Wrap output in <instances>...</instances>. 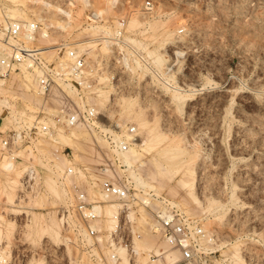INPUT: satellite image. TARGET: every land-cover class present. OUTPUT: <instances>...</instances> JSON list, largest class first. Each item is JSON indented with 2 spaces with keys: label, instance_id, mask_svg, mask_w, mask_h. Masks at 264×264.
Wrapping results in <instances>:
<instances>
[{
  "label": "rangeland",
  "instance_id": "1",
  "mask_svg": "<svg viewBox=\"0 0 264 264\" xmlns=\"http://www.w3.org/2000/svg\"><path fill=\"white\" fill-rule=\"evenodd\" d=\"M22 1L24 5L16 10L15 17L30 12L36 19L47 16L50 23L62 24V20L51 14L48 8L34 4L33 0ZM79 1L82 6L89 5L91 1L103 15L115 12L112 11L113 4H109L111 0ZM143 1L115 0L119 5V14L130 10L126 17V28L130 33L126 38L132 37L136 49L148 57L146 61L133 59L152 71L139 72L134 77L127 66L118 63L108 65L113 75L112 84L107 81L113 87L110 93L113 104L110 106L115 108L120 94L137 96L148 118L151 121L155 117L158 119V129L164 135L189 146L190 162L197 173L196 191L201 200L208 194L223 202L228 201V187L230 181H234L237 186L236 206L229 207L221 221H216L212 227L208 225L206 228L209 231L205 229L215 234L217 243L238 241L246 264H264V0H149L153 11L146 17L139 16L138 12ZM10 6L15 5L7 0L6 8ZM82 14L83 8L75 9L74 26L80 22ZM134 15L142 17V25H133L131 19ZM153 18L159 21L158 25L155 24L157 28L152 26ZM163 28L174 29L177 38L160 47L158 44L162 37L155 35ZM179 29L181 32H178ZM94 31L91 27H78L72 36L79 38ZM104 45H90L95 55L89 49V56L94 58L99 53L104 54ZM156 48L164 59L159 71L152 64L151 53L157 51ZM104 58L108 64L110 57ZM131 61L134 62L130 58L129 64ZM14 71L20 72V68ZM20 75L8 73L5 77L0 76L6 79L0 86V99L8 102V105H3L0 100L2 131L10 127L20 128L22 121H30L40 110L55 111L54 105L47 106L49 98L39 94L30 108L26 106L23 100L26 88ZM165 76L170 78V83L166 81L173 86L198 89L181 109L174 107L170 94L164 89ZM96 92L88 95L93 98ZM92 98L91 101L86 100L94 104ZM17 117L22 121L19 122ZM47 119L50 120L49 117ZM122 121L120 126L122 124L124 129ZM130 125L135 126L132 122L124 123L126 129ZM83 127L76 128V131L85 130L88 138L78 139L82 148L66 147L69 156L62 151L64 145L58 140L52 141V137L43 138L39 143L47 157H51L54 148L58 150L57 158L53 159L58 167L67 164L80 170L81 177L73 174L72 178L89 196L96 198L94 192L103 178L101 173H104L100 167L108 168L107 172L130 181L133 186L130 171L135 170L146 181L144 190L151 189L155 194L175 199L187 213L204 216L180 186L179 172L158 176L153 152H142L130 170L124 165L117 166L120 164L104 150L102 139ZM19 155L22 159L18 165L23 163L27 154L19 151ZM78 156L83 159H77ZM31 163L40 176L34 184L36 188L31 187L27 191L21 186L19 169L2 171L0 165V264H97L79 251L62 229L57 209L64 197H56L46 189L44 179L49 175L46 167L36 156H32ZM16 175L19 183L14 198L17 200L11 204L7 201L6 181ZM140 208L136 205L127 209L122 225L124 236L130 239L131 246L138 243L140 247L144 240L152 245H161L157 235L149 229L148 215L142 219L143 209ZM33 215L39 217L40 225L29 234L28 224ZM206 222L203 219L202 226ZM216 248L221 249L222 260L226 263L225 259L232 254V249L226 245L222 247V244ZM108 250L103 245L100 247L102 256ZM146 253L149 251H140L135 255L139 264L148 263Z\"/></svg>",
  "mask_w": 264,
  "mask_h": 264
},
{
  "label": "built area",
  "instance_id": "2",
  "mask_svg": "<svg viewBox=\"0 0 264 264\" xmlns=\"http://www.w3.org/2000/svg\"><path fill=\"white\" fill-rule=\"evenodd\" d=\"M46 8L57 18L68 20L65 28L50 23L47 16L36 19L33 13L25 16L12 17L7 14V0H0V43L4 54L0 56V76L8 74L10 70H18L20 66L30 71L34 87L39 95L49 98L48 105H54L55 111L40 110L30 121L19 122L20 128H6L0 130V164L2 171L11 172L19 169L23 190L29 189L31 183L39 178L37 168L31 163L32 156H36L46 167L52 178L59 184H64V199L58 206L57 213L62 229L70 237L72 244L97 264H121L122 257L113 250V246L121 245L125 249L124 256L130 259V264H137L135 253L132 250L130 239L124 236V217L127 209L140 206L148 215L149 229L164 243L159 253L149 251L147 264H223L222 255L217 248L210 245L205 229L202 226L203 215L187 213L179 202L170 197L155 194L151 189L135 188L130 181L114 176L106 167L99 169L104 172L98 182V190L103 200L112 201L117 205L113 227L106 232L97 226L99 213L95 205L98 199L88 195L72 178L73 169L65 164L57 168L54 164L58 150L53 149L51 157H47L41 150L40 140L47 137V132H53L57 126L64 128L74 125H84L92 133L103 139L104 150L116 156L117 151L124 150L128 141L117 136V126L113 121H103L99 114L85 100L86 94L97 84L95 73L108 71V65L118 63L121 55L119 44L124 43L132 48L126 36L130 33L126 28L127 12L119 14V5L114 2L112 11L108 15L97 12L90 1L89 5L82 6L79 0H48ZM83 8V14L78 26L74 11ZM152 3L144 0L139 6L140 15L148 16L152 11ZM96 25L94 33L83 34L79 38L72 36L78 27ZM73 26V27H70ZM181 32V29L178 30ZM107 40L111 51L106 56H99L98 62L92 60L87 52L91 49L89 42L99 43ZM45 48L52 49L47 55ZM136 55L143 53L134 49ZM124 51V50H123ZM110 57L108 64L104 58ZM118 60V61H117ZM110 80L113 75L110 73ZM64 85L66 88H62ZM70 91V94L66 92ZM8 113V110H6ZM46 113L49 115L47 116ZM49 117L50 120L47 119ZM134 133L130 125L127 130ZM134 134L132 138H134ZM63 147L65 156L68 151ZM19 151L27 156L22 164ZM116 160V159H115ZM117 164L118 161L116 160ZM121 166V165H117ZM101 244L109 248L102 256ZM98 251V255L96 254ZM168 254V261L164 255ZM158 257L160 262H153Z\"/></svg>",
  "mask_w": 264,
  "mask_h": 264
},
{
  "label": "bare ground",
  "instance_id": "3",
  "mask_svg": "<svg viewBox=\"0 0 264 264\" xmlns=\"http://www.w3.org/2000/svg\"><path fill=\"white\" fill-rule=\"evenodd\" d=\"M111 1H112V3L110 2L109 4L112 5L115 2V0H111ZM9 2H11L12 5H15V6H13V7L10 6V7H8V9L6 8L7 14L12 16V17H15L16 13L18 12L16 10H20V5L21 6L24 5V2L22 0H9ZM33 3L37 4V5H41V7H44L46 9V5L49 2L45 1V0H33ZM152 11H151V13H152ZM97 12H99V11L97 10ZM139 16H141V15H139ZM139 16L134 15V17L131 19V22L133 23V25L135 27L142 25V23H141L142 17L139 18ZM144 17H146V16H144ZM38 19L41 20L42 18L39 17ZM59 19L62 20L61 21L62 24L60 23V24L56 25L57 27L65 28L66 26H68V20L67 19L61 18V17ZM150 20H152V19H150ZM158 22L159 21H157L156 19L153 18V20L151 21L152 26L153 25L156 26L155 25L156 23L158 25ZM126 26H127V20H126ZM86 27H91L95 30L98 29L96 27V25H92V24H90ZM153 28H155V27H153ZM156 28H157V26H156ZM153 31H154V29H153ZM175 34L176 33H175L174 29L173 30L167 29V28L161 29L155 35V36L162 37L160 39L161 41L158 45L160 47H162L163 43H165L167 41L169 42V41L174 40V38L176 37ZM136 41H137L136 43H139V40H136ZM126 42H128V44L132 48L136 49V47L132 43V42H134V41H132V37H128ZM95 43L96 42L91 41L88 44L91 46L92 45L94 46ZM101 43L105 44L104 46H105L106 52H104V54H102L103 52L99 53L94 58H92L90 56L91 59L95 60L96 62H98V59H99L98 55L99 56H103V55L106 56L107 53L111 51L110 43L107 40H102L97 44H101ZM160 47H158V48H160ZM132 48H129V46H127L124 43L119 44V51H120L121 55L119 56L118 60L122 61L123 66L124 67L127 66L131 75H133L135 77L137 74H139V72L142 73V72L147 71V70L149 71L150 68H148L147 66H144L143 63H142L143 65H141L140 62L138 61L139 59L141 61H146L147 60L146 58H148V57L143 52H142L143 53L142 55H136ZM156 50H157V48H156ZM157 51L154 50L151 53V55H152V64L154 65V67H156L155 69L157 71H159L161 69V65H163L164 59L162 57L163 56L162 53H160L159 50H157ZM43 52L46 53L47 55H50L52 53V49L45 48V50ZM90 53H93L92 55H95L94 54L95 52L92 51V48H91ZM3 54H4L3 45L0 43V56ZM87 54L89 56L88 52H87ZM134 57H136L138 60H134L133 59ZM143 57L145 59H143ZM130 58H132V60L134 61V62L131 61L132 62L131 64H129ZM158 67H160V68H158ZM19 68H20V72L16 73L14 70H10L9 73H11V74L15 73L17 75L20 73L22 74V75H20L22 78L21 80H22V83L24 84V86L26 88V94L24 95L25 97L23 96V98H24L23 100L26 103V106L30 108V106H32V103L34 101L38 100L39 95H38V93L34 87L33 77H32V74L30 73V71L26 70L22 66H20ZM150 71H152V70L150 69ZM5 75L7 76V74H4V77H5ZM162 76H164V75L162 74ZM153 77H154V75H153ZM95 78H96L97 84L93 86V88L91 89V93L88 92L86 94V96L88 94L89 95L94 94V92L97 91L96 94L93 96V98L90 97L89 95L87 97L85 96V100L87 99V100L91 101L90 98H92L94 104H91V102L86 100L87 104H89L92 107L94 106L93 109H95V111L99 114V117L102 118L103 121H107L109 119L113 120V122L115 123V125L118 128V130L115 131L117 136L123 135L122 139H124V140H125V138L126 139H133V140L128 141L127 147L124 150L117 151L115 157L113 155L114 160L116 159L120 165H124V166H126L125 168L130 170L132 165L138 160V157L142 152H153V163H154V166L156 169V173L158 174L159 177H161L162 174L164 175L165 173L166 174L167 173L174 174L177 172L180 173V175H181V179H180V183H179L180 186L185 190V193L188 195L189 199L201 210V212L204 214V216H203L204 220L207 221L203 225V228L205 229L208 225H210L212 227L213 223H215L216 221H221L223 216H225L226 213L228 212L229 207L231 208V206H236L235 189L237 188V186L235 185L234 181H230V187H228V189H229L228 201L223 202L222 200L214 197L213 195H208V194H205L204 200H201V198L199 197V195L196 191V180H197L196 174L197 173H196V167L194 166V164H192L190 162L192 156L190 155L191 149L189 148V146L187 147L185 145H181L179 142L172 140L171 136L168 137L167 135H164L163 131H160V129H158L159 128L158 123H157L158 119H156V117H155L154 120L151 121L150 120L151 118L150 119L148 118L147 112L144 109V107L142 106V104L140 103V99H138L137 96H133V95H129V94H120V96L118 95V99L116 101L115 108H112V106H110V104L111 105L113 104V101H112L113 99L111 98L110 93L113 90V87H112V85L109 84V83H111V80H110V75L108 74V71L102 70L100 72H96ZM5 80L6 79H4V78H0V86L4 85ZM166 80L169 81L170 78L165 76L164 82ZM107 81H109V83H107ZM167 81H166V86L164 89L170 94L171 101H172L174 107L177 109H181L184 106V104L187 103V100H190V98L193 96L192 94L198 90V89L188 90V89H185L179 85L173 86V85L169 84L170 81H169V83ZM164 85L165 84H163L162 86L164 87ZM61 87L66 88L64 85H62ZM66 92L69 93L68 90H66ZM1 103L3 105H6L8 102H6L5 100L2 99ZM103 112L105 113V115L103 114ZM115 116H117V118H114ZM121 121L123 122L124 129L121 128L122 124L120 126ZM125 122H132L135 124L136 127L132 126L134 129V133H129L127 131L128 128L126 129V127L124 126ZM76 126H79L81 128V126L83 127L84 125H74V126L67 127V128H64L62 126H57L53 132H47V137L48 138L52 137L51 138L52 141H54V139H55V141L58 140L62 145L68 146L70 149L82 148L79 145L80 143H79L78 139H83L85 136H86V138H88L87 137L88 132L86 133L85 130H80L79 132H77L76 128H79V127H76ZM62 129H64V130H62ZM65 130H67V132ZM52 134H54V135L52 136ZM133 134L135 135L134 138H132ZM56 135H57V138H54ZM41 140H43V139H41ZM102 142H103V139H102ZM102 144H104V142ZM77 159L82 160L83 158L78 156ZM139 165H142V162H139ZM55 166L58 168V166L56 164H55ZM115 167H117V166H115ZM59 168H61V167H59ZM70 168L73 169L74 175H76V176L79 175L81 177L82 173L80 172V170L77 167L75 168L74 166H70ZM14 169H12L11 171H13ZM130 173H131L130 174L131 178L134 181V186L136 188L137 187H143L144 185H146V181L143 179V177L138 172H136L135 170H131ZM36 180H37V178H36ZM36 180H34L31 183L30 188L31 187H33L34 189L36 188V186L34 185ZM44 181H45L46 189L48 190V192L50 194H53L56 197H60V196L64 197V191L65 190H64L63 185L68 183L67 179L65 180L64 184H59L55 181V179H52L51 175H48L44 179ZM6 183H7L6 188L8 187L7 188L8 189L7 201L11 204H15L17 199L14 198V195L16 196V187L18 186V183H19L17 175L15 177L8 178ZM20 183H21V181H20ZM148 186H152V185L148 184ZM57 187H59V188H57ZM29 189H27V190H29ZM27 190H25V191H27ZM94 193H95L94 195H96V199H98L99 201H102V202H99L95 205L96 211L100 215L98 220L96 221L97 226L100 229H104L106 232H108L113 227V224L115 221L114 216H115V213L117 212V205L115 203H113L112 201L103 200L99 190H95ZM154 193H156V192H154ZM184 203H186V202H184ZM141 212H142L141 213L142 219H145V215H146L145 211L142 210ZM210 219H213V220H210ZM140 221H141V219H140ZM39 225H40L39 217L36 215H33L30 223L28 224V233L30 234L33 231H35L39 227ZM207 230L205 232H206V235L209 239L210 245L213 248H216V246L220 247V244H222V247H223V245H226V246H228L229 249H232V251H233L232 254L230 256H228V258L225 259L226 263H223V264H246L245 260L243 259V256L240 253L238 241H235L234 243L226 242V241H222L221 243H217V240L215 238V234L213 232H208L209 230L208 231ZM153 233L154 232H152V234ZM160 242H161V245H154V244L152 245V244H149V242L148 243L145 242V240H144V242L142 241V246H140V247H139L138 243H135L132 246V250L134 251L135 255L139 254L140 251H150V250L154 254H158L160 247L164 248V246H165L161 240H160ZM102 245H101V247H102ZM103 246L107 247L105 245H103ZM113 250L116 251L122 257L121 264H130V259L126 258L124 256L125 249L123 246L115 245V246H113ZM219 250H221V249H219ZM96 254L98 255V251ZM146 254L148 255V253H146ZM221 255L223 258L222 253H221ZM164 258L166 261H168L169 255L165 254ZM146 259H147V257H146ZM135 261L137 264L140 263L137 261V259H135ZM153 262L158 263L160 261H159L158 257H156V259H154ZM146 264H147V262H146Z\"/></svg>",
  "mask_w": 264,
  "mask_h": 264
}]
</instances>
